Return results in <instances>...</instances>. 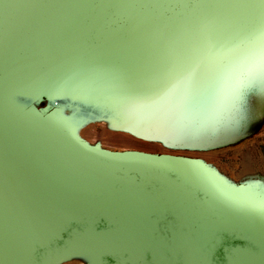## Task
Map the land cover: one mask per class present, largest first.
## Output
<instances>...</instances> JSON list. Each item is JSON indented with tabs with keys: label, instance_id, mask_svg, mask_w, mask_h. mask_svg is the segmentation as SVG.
<instances>
[{
	"label": "rangeland",
	"instance_id": "obj_1",
	"mask_svg": "<svg viewBox=\"0 0 264 264\" xmlns=\"http://www.w3.org/2000/svg\"><path fill=\"white\" fill-rule=\"evenodd\" d=\"M262 64L264 38L161 87L9 94L19 113L109 157L132 177L174 171L142 158L175 163L183 180L229 218L214 217L229 230L208 220L180 224L146 191L101 181L104 196L76 197L46 240L36 236L23 247L22 264H264ZM180 195L182 216L195 199Z\"/></svg>",
	"mask_w": 264,
	"mask_h": 264
},
{
	"label": "water",
	"instance_id": "obj_2",
	"mask_svg": "<svg viewBox=\"0 0 264 264\" xmlns=\"http://www.w3.org/2000/svg\"><path fill=\"white\" fill-rule=\"evenodd\" d=\"M263 38L264 0H0V264H22L23 247L46 240L76 197L104 196L101 181L146 191L180 224L208 220L229 230L214 223L227 214L201 198L175 163L142 158L174 171L132 177L19 113L8 96L161 87ZM183 191L195 201L181 216Z\"/></svg>",
	"mask_w": 264,
	"mask_h": 264
},
{
	"label": "snow or ice",
	"instance_id": "obj_3",
	"mask_svg": "<svg viewBox=\"0 0 264 264\" xmlns=\"http://www.w3.org/2000/svg\"><path fill=\"white\" fill-rule=\"evenodd\" d=\"M259 75L261 77H264V64H262L260 69H259ZM241 98H242V93H241Z\"/></svg>",
	"mask_w": 264,
	"mask_h": 264
}]
</instances>
